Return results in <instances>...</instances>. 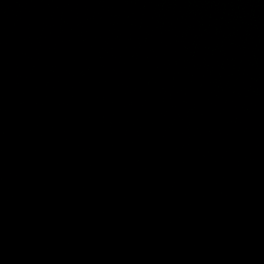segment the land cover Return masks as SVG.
Wrapping results in <instances>:
<instances>
[{
    "label": "water",
    "instance_id": "water-1",
    "mask_svg": "<svg viewBox=\"0 0 264 264\" xmlns=\"http://www.w3.org/2000/svg\"><path fill=\"white\" fill-rule=\"evenodd\" d=\"M0 60L264 178V0H0Z\"/></svg>",
    "mask_w": 264,
    "mask_h": 264
}]
</instances>
